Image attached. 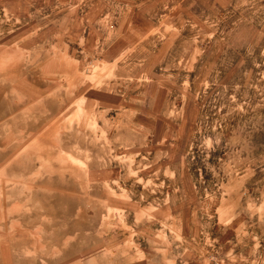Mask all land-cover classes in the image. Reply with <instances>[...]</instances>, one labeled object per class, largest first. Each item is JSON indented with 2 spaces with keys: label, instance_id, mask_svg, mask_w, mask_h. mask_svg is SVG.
Segmentation results:
<instances>
[{
  "label": "rangeland",
  "instance_id": "1",
  "mask_svg": "<svg viewBox=\"0 0 264 264\" xmlns=\"http://www.w3.org/2000/svg\"><path fill=\"white\" fill-rule=\"evenodd\" d=\"M0 264H264V0H0Z\"/></svg>",
  "mask_w": 264,
  "mask_h": 264
}]
</instances>
